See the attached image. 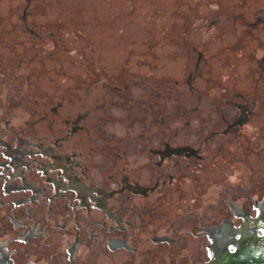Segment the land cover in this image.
<instances>
[{
  "label": "rangeland",
  "instance_id": "1",
  "mask_svg": "<svg viewBox=\"0 0 264 264\" xmlns=\"http://www.w3.org/2000/svg\"><path fill=\"white\" fill-rule=\"evenodd\" d=\"M0 130L76 212L238 228L264 194V0H0Z\"/></svg>",
  "mask_w": 264,
  "mask_h": 264
},
{
  "label": "water",
  "instance_id": "2",
  "mask_svg": "<svg viewBox=\"0 0 264 264\" xmlns=\"http://www.w3.org/2000/svg\"><path fill=\"white\" fill-rule=\"evenodd\" d=\"M0 264H264V203L218 229L76 212L0 130Z\"/></svg>",
  "mask_w": 264,
  "mask_h": 264
},
{
  "label": "flooded vegetation",
  "instance_id": "3",
  "mask_svg": "<svg viewBox=\"0 0 264 264\" xmlns=\"http://www.w3.org/2000/svg\"><path fill=\"white\" fill-rule=\"evenodd\" d=\"M260 81V80H259ZM263 83V81L261 80V84ZM263 86V85H262ZM242 112H246L247 113V109L245 108V106L243 105V106H241V113ZM246 116H247V114H246ZM250 116V115H249ZM248 116V118H246V121L248 122L249 121V117ZM263 118V117H262ZM261 124H263V120L261 121ZM23 155H27V153L25 152V148H24V146L22 145V144H20V145H18V148H17ZM58 186H60V185H58V184H56V183H54V185L52 186V187H54V189H55V191L58 193V192H63L62 190H60V189H63V188H65L66 186H63V188L60 186L58 189L56 188V187H58ZM70 187V186H69ZM67 189V188H66ZM60 190V191H59ZM64 190V189H63ZM70 191L69 192H73L74 193V195L75 196H77V198L75 199V201L76 202H78V203H80V204H82V203H84L85 202V199H87L88 198V192H82V193H80L81 195V198H79V193H78V191H74L73 189H72V186L70 187V189H69ZM95 193V196L97 197V198H100L102 195H101V192H94ZM264 203V194L262 195V197H261V201L259 202V203H257L256 204V206L254 207V209H255V216H256V214L258 213V209H259V207H260V205L261 204H263ZM71 207V206H70ZM81 209H83L84 210V212L86 213V211H87V207L85 206V207H83V204H82V206H81ZM234 214H235V216L236 217H239V216H241V217H239L240 219H241V224L243 223V219H244V217H248V216H245L243 213H240V211H237V210H235L234 211ZM249 218V217H248ZM227 224L228 223V221H224V222H222V225H220V226H223V224ZM219 226V227H220ZM230 226H231V224H230ZM232 227V226H231ZM216 228V227H215ZM211 229H214V228H211ZM257 234H259V235H262V233L261 232H256Z\"/></svg>",
  "mask_w": 264,
  "mask_h": 264
},
{
  "label": "trees",
  "instance_id": "4",
  "mask_svg": "<svg viewBox=\"0 0 264 264\" xmlns=\"http://www.w3.org/2000/svg\"><path fill=\"white\" fill-rule=\"evenodd\" d=\"M80 68H81V67H79L78 70H79ZM78 70H77V71H78ZM235 210H236V209H235ZM237 211H238V210H237ZM239 217H241V216H239ZM223 225H224V226H230V223L228 222L227 224L225 223V224H223ZM218 228H219V227L214 228V229H218Z\"/></svg>",
  "mask_w": 264,
  "mask_h": 264
}]
</instances>
